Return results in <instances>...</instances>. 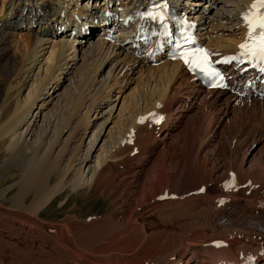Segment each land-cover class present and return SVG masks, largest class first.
Instances as JSON below:
<instances>
[{
    "label": "bare ground",
    "instance_id": "bare-ground-1",
    "mask_svg": "<svg viewBox=\"0 0 264 264\" xmlns=\"http://www.w3.org/2000/svg\"><path fill=\"white\" fill-rule=\"evenodd\" d=\"M105 1L0 0V46L13 48L19 58L14 86L0 87V149L6 155L0 165V264H264V163L217 165L204 152L214 115L232 119L229 109L248 111L251 120L264 122V99L207 91L180 62L151 64L133 56L127 34L110 42L104 33L83 49L79 40L96 33L90 21L106 6L137 0ZM169 1H181L199 39L217 57L240 50L246 38L242 15L253 0ZM20 7L28 17L17 15ZM12 20L26 25L4 23ZM232 28L229 38L217 32ZM47 49L51 59L43 72ZM65 81L72 91L56 102L54 85ZM132 84L134 98L122 102L123 115L108 128L121 93ZM182 87L191 105L190 128L174 136L178 145L161 155L158 167L147 160L138 166L132 147L145 146L150 130L165 134L162 141L169 135L168 123L176 117L173 90ZM92 154L97 166L90 164ZM127 159L131 166L121 170L119 162ZM70 193L86 202L103 199L110 211L84 220L73 204L61 219L45 220L44 209ZM218 242L225 246L215 248Z\"/></svg>",
    "mask_w": 264,
    "mask_h": 264
},
{
    "label": "rangeland",
    "instance_id": "rangeland-1",
    "mask_svg": "<svg viewBox=\"0 0 264 264\" xmlns=\"http://www.w3.org/2000/svg\"><path fill=\"white\" fill-rule=\"evenodd\" d=\"M215 7L217 9L218 6L215 5ZM204 9L206 10L208 8H204ZM214 10L215 9L213 7V9L211 11L214 12ZM18 14L25 15V17H28L29 12L26 10V8L22 9V7H20V8L17 9V15ZM22 21H24V20H22ZM10 22L4 21V23H6V24H8L10 26L11 25L13 26V22H16L15 23L16 25H18L20 27L21 26L23 27V25L25 26L26 23L29 22V19H26V21H24L26 23H23V22L20 23V20H14V21L12 20V22L11 23ZM37 22L38 21H36L35 23L38 24V26H41L40 21L38 23ZM232 31H234L233 28L229 29L227 31H221L220 30V31H217V32H218V34H220L221 37L223 35L222 38H227L228 36H232ZM217 32H215V34ZM98 34H100L99 31L96 32L88 40H85L84 38L83 39L81 38L79 40V42H81V43H78V44H83L82 45V46H84L83 49H85L86 45L88 44V42H86V41L94 42L95 39L97 40ZM126 45H128V44H126ZM2 47H4V50L2 49ZM48 51H50V50L47 49L45 51L44 56L42 58L44 63L46 62L44 64V66H43V69H42L43 72L45 71L46 67L48 66V63L50 64V60L49 61L47 60L48 58L51 59V56H49L50 52H48ZM18 61H19V58L14 54V49L13 48L8 47L7 45L6 46L5 45L4 46H2V45L0 46V87L4 85V86H9V87H5V88H12L14 86V83H15V80L17 78V75L16 76L12 75L13 73L16 74V71L15 70L13 71V67L16 66ZM78 67H77L78 68L77 69L78 70L77 71L78 72L77 75L80 72H82V70H81L82 67L81 66H78ZM79 70H81V71H79ZM105 72L106 71H104V73ZM74 76H75V74L71 76V78L73 77V80L79 79V78H77V76L75 77L76 78L75 79ZM54 86L56 87V89H55L56 94L59 97V98H56V102H57L58 99H59L58 100V102H59L60 99H64L65 97H67L68 92L71 93V91H72V85L70 84V81L69 82H66V81L65 82H59V83L55 84ZM132 88H134V84L130 85L128 88H126L123 91V93H121L122 97L120 98V101L118 102L117 109H116L113 117H110L111 119L109 118L108 121H107L108 122L107 124H109L108 128L111 127V125L118 120L117 118H119L121 115H123L124 112L122 111L121 114H120L119 113V109H120V107L123 104L126 105L127 102L130 101L129 99H132V97H133L131 95L132 94L131 90H133ZM28 92H29V86L25 87L22 90V96L23 97L27 96ZM185 92L187 94V91L185 90L184 87L180 88V90H173V94L175 93L174 94V98L175 99H173V100L176 102V103L173 104V107L176 109V112H175L176 113V117H175V119L174 118L171 119L169 121V123H168V128H169L168 129V133H169V135L166 136L165 139L162 141L160 138H162L165 134H162V135H161V133L157 134L156 131H153V130L151 131L150 130V132H152L150 140H149V142L151 144L148 142L145 145L146 147L148 146L147 148L145 146H141V147H137V148L136 147H132L131 152H133L134 154L133 153H130V154H131L132 157L139 156V158L137 160L138 161V166H142L144 164L148 165L147 161H149V165L150 164H154L155 167H158L160 162H161V159H160L161 155L164 154V153L168 154V152L172 153V150L175 149L176 145H178L175 142L174 138L178 134L179 130L183 129L182 131H183V133H185L190 128V122H191L193 116L191 115V119H190V113L191 112L190 113L187 112V110H188L187 108H190L191 105L189 104L190 100L187 99L188 96H187V98L184 96ZM124 101L125 102L127 101V102L125 103ZM122 102H123V104H122ZM184 102L186 104V108H185V105L183 104ZM181 108H183V109H181ZM184 110H186L185 113H184ZM230 111H232V110L231 109L228 110V113L230 115L228 117H231L232 119L226 118L227 117V113H222L223 116L220 115L219 113L214 115L215 119L213 118L214 121L212 122L213 124L210 127L212 132L209 130L208 134L206 136V141L208 142L206 144H208V145L205 144L204 152L210 158L211 163L213 162V163H215L217 165H220V162H221V165L225 164L224 166H227L229 164L238 165V164H241L243 162L245 167H247L249 165H259L261 163H264V160H263L264 159V125H263L264 122L261 121L260 119H258V117H255V118H253V120H251L249 118V116H248V115L251 116V114L248 111H244V112L242 111L245 114H243L241 112H235L236 113L235 114V113H233V111L232 112H230ZM5 113H7V112H5ZM181 114L183 116L179 117V115H181ZM235 115H237V116H235ZM257 116H259V115H257ZM233 117H235V118H233ZM105 118H107V117H105ZM105 118H103L102 120L104 121ZM177 119H179V120H177ZM254 119H255L256 122L254 121ZM102 120H100L99 122L103 123ZM229 120L231 122H233L235 120V122H234L235 126L232 125L233 123H231ZM238 121H239V123L235 124ZM257 121H258L259 124H260V122L263 123V124L259 125L257 123ZM173 122H175L174 125H172ZM253 123H255V124H253ZM239 124L240 125L242 124L241 125L242 127L239 126ZM175 125L177 126V130L174 131V130H172V128ZM261 125L263 126L262 128H261ZM258 126H259V128H258ZM96 131H97L96 125H94L93 127L89 128L88 134L85 136L86 137L85 141H84V145L85 146L87 145L88 141L90 140L91 134L92 133H96ZM115 136L118 137V133H116ZM102 140L100 142H98L99 144L96 147V150L99 149L98 147H100L102 145V143H103ZM129 140L132 142L131 139H129ZM182 145H183V142L180 141L179 146H182ZM128 146H130V145H128ZM182 147H184V146H182ZM139 148L142 149V150H140ZM1 150L2 149H0V165L2 164V162L4 161V159L6 157L4 152L1 151ZM97 151H94L93 154L96 155ZM141 151H144V152H141ZM94 155H93V157L91 159L92 161H90V164L92 166H97L99 162L96 159V163H97V165H96V163H95V158L96 157ZM222 162H223V164H222ZM129 164H131L130 159H127V161L126 160H122L121 162H119V165H120L119 168L121 170H123L122 168H124V167L127 168L128 166H131ZM122 188H125V187L123 186ZM236 190H242V189L240 187H237ZM246 192L247 191H243L244 194H248V192L247 193ZM68 197H70V198H69L68 202L66 203V206L64 208H62L61 205L64 203V201L67 200ZM234 198L235 199H239L240 201H242V199L245 198V197L242 196V195H235ZM127 202L129 203V201H127ZM73 204H75L74 207L76 206V209H74V212H77V213H80L81 215H83L82 218L84 220H86V219L87 220H92V218H94L96 216L105 215L107 212L110 211L109 203L104 202L103 199L98 200V201H95V200H90L89 201L88 200L86 202L84 199H82V196L75 197L74 193H70L69 196H67V194L64 195L61 199L56 200L47 209H44V211L42 212L41 215L45 218V220H52V219L53 220H55V219L59 220L65 215V213L67 212V209H69L70 207L73 206Z\"/></svg>",
    "mask_w": 264,
    "mask_h": 264
},
{
    "label": "snow or ice",
    "instance_id": "snow-or-ice-1",
    "mask_svg": "<svg viewBox=\"0 0 264 264\" xmlns=\"http://www.w3.org/2000/svg\"><path fill=\"white\" fill-rule=\"evenodd\" d=\"M242 19L248 27V32L245 43L239 46L241 49L240 55H246L249 59L255 58L264 63V0H253L249 12L243 14ZM257 29H260V31L254 35ZM209 56L210 54L203 48L178 53V57L183 60L185 65H190L192 70H199L205 76L212 78L217 73L211 67ZM213 86H220L219 81H216Z\"/></svg>",
    "mask_w": 264,
    "mask_h": 264
}]
</instances>
